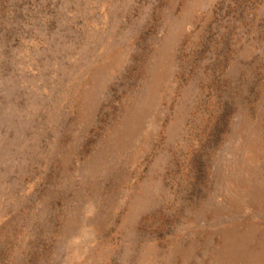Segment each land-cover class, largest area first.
Listing matches in <instances>:
<instances>
[{"label": "rangeland", "instance_id": "374dc122", "mask_svg": "<svg viewBox=\"0 0 264 264\" xmlns=\"http://www.w3.org/2000/svg\"><path fill=\"white\" fill-rule=\"evenodd\" d=\"M0 264H264V0H0Z\"/></svg>", "mask_w": 264, "mask_h": 264}]
</instances>
